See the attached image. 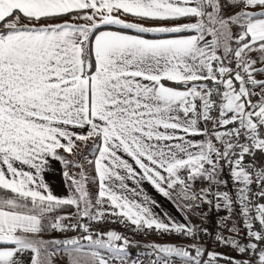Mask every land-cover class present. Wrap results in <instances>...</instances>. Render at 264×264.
<instances>
[{
    "label": "snow or ice",
    "instance_id": "6c2138e0",
    "mask_svg": "<svg viewBox=\"0 0 264 264\" xmlns=\"http://www.w3.org/2000/svg\"><path fill=\"white\" fill-rule=\"evenodd\" d=\"M56 163L66 197L44 179ZM145 182L213 229L161 219ZM25 255L264 264V0H0V264Z\"/></svg>",
    "mask_w": 264,
    "mask_h": 264
},
{
    "label": "crops",
    "instance_id": "0c3cea01",
    "mask_svg": "<svg viewBox=\"0 0 264 264\" xmlns=\"http://www.w3.org/2000/svg\"><path fill=\"white\" fill-rule=\"evenodd\" d=\"M64 20H71L72 17L67 16L63 17ZM126 19L131 20L132 17H126ZM53 23L59 22V21H51ZM179 22H187V21H179ZM146 24L149 22H145ZM115 29L116 26H108ZM101 30H106V27H102ZM154 34H147L148 38H153ZM86 131V130H84ZM91 144H89V148H91ZM71 158V157H70ZM88 159H92V155L89 154ZM65 169L63 168V165L60 163H56L52 169L47 171L44 175L45 182L48 184L50 190L53 192L54 195L58 197H66L69 194V188L66 185L65 178L63 176V171ZM70 173H77L79 169L72 167L67 169ZM84 171L86 175L90 178L86 187L87 190L90 192V194L95 195L97 192V184L91 179L95 176L94 169L91 165L87 164L85 162ZM93 182V185H91L89 182ZM144 193L148 195L151 199L155 200L157 202V205L153 207V211L161 218L165 219L166 217H171L173 220L179 222V223H186L191 222L192 224L196 225L197 223H194V218L198 219L196 216L197 214H193L191 212H186L181 209L178 202L173 200H169L165 198L162 194H160L152 185L145 182L143 184ZM66 211H75L74 208H69ZM194 217V218H193ZM193 218V219H192ZM167 222V220H166ZM50 235L53 234H46L45 238H49ZM151 242H157V243H167V242H159L158 240H149L147 243ZM26 264L28 261V256L25 255L24 257Z\"/></svg>",
    "mask_w": 264,
    "mask_h": 264
},
{
    "label": "built area",
    "instance_id": "2783aa9c",
    "mask_svg": "<svg viewBox=\"0 0 264 264\" xmlns=\"http://www.w3.org/2000/svg\"><path fill=\"white\" fill-rule=\"evenodd\" d=\"M202 227H207L209 229V231H211L214 227L213 223L211 220L209 221H205V224L203 223L202 225H200ZM104 229L108 230V229H114L118 232L123 233L124 235L128 236L131 240H135L141 243H147L149 240H161V241H165L167 243H174L177 245L183 244H191L193 243L192 240L182 237L178 234L175 233H161L159 231L156 230H145L142 232H136L133 231V226H131L130 224H120V223H106L104 225ZM53 235L56 236H72V235H77V233L75 232H69L67 234H61V233H55ZM200 239L202 241H204L207 245V247L209 249H215L218 252H223L228 256H235L239 258V254L237 252L234 251H230L228 249H225L222 246H216L215 244L212 243L210 238L205 237L203 234H201ZM144 250L132 253V257L135 258L137 254L142 253ZM176 264H181L180 258H176ZM220 264H224V262L220 263Z\"/></svg>",
    "mask_w": 264,
    "mask_h": 264
},
{
    "label": "rangeland",
    "instance_id": "374dc122",
    "mask_svg": "<svg viewBox=\"0 0 264 264\" xmlns=\"http://www.w3.org/2000/svg\"><path fill=\"white\" fill-rule=\"evenodd\" d=\"M79 23H88V21H85V20H80V21H78ZM91 185H93V182L91 181V182H89ZM198 215V214H197ZM198 219H196V218H192L193 220H194V223H197L196 225H202L203 223L205 224V221H201V219H200V217H199V215L198 216H196ZM159 242H161V240H158ZM162 242H164V241H162ZM186 245H188V244H186ZM54 264H67V259H66V257H62V256H57L56 258H55V260H54Z\"/></svg>",
    "mask_w": 264,
    "mask_h": 264
},
{
    "label": "trees",
    "instance_id": "16d2710c",
    "mask_svg": "<svg viewBox=\"0 0 264 264\" xmlns=\"http://www.w3.org/2000/svg\"><path fill=\"white\" fill-rule=\"evenodd\" d=\"M65 17H67V16H65ZM67 209H69V208H67ZM66 209V210H67ZM134 242H138V241H135V240H133ZM139 244L140 245H145V244H148V243H141V242H139ZM141 250H144L143 249V247H139V248H132V249H130V253L132 254V253H135V252H138V251H141ZM223 261H221L220 263H222Z\"/></svg>",
    "mask_w": 264,
    "mask_h": 264
}]
</instances>
